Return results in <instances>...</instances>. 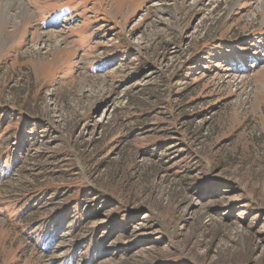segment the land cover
I'll return each instance as SVG.
<instances>
[{"label": "rangeland", "instance_id": "obj_1", "mask_svg": "<svg viewBox=\"0 0 264 264\" xmlns=\"http://www.w3.org/2000/svg\"><path fill=\"white\" fill-rule=\"evenodd\" d=\"M7 9L0 264H264L262 0Z\"/></svg>", "mask_w": 264, "mask_h": 264}, {"label": "bare ground", "instance_id": "obj_2", "mask_svg": "<svg viewBox=\"0 0 264 264\" xmlns=\"http://www.w3.org/2000/svg\"><path fill=\"white\" fill-rule=\"evenodd\" d=\"M262 1L264 2V0H262ZM14 3H15V0H0V24L7 23L8 20L14 19V17L12 18V16H11L12 14L9 13V10H8L9 8L7 9V7H9V6H13ZM16 5H18V4H16ZM18 6H20V5H18ZM16 13L17 14H15V16L17 18H20L22 21L27 20L32 15L29 13L26 6L21 7V9L19 11H17Z\"/></svg>", "mask_w": 264, "mask_h": 264}]
</instances>
